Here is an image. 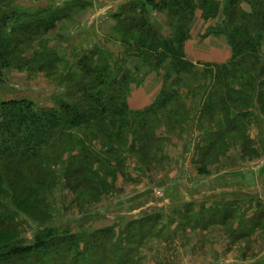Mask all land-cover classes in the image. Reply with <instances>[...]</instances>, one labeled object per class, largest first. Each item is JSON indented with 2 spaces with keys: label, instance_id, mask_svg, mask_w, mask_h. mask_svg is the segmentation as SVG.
<instances>
[{
  "label": "trees",
  "instance_id": "trees-1",
  "mask_svg": "<svg viewBox=\"0 0 264 264\" xmlns=\"http://www.w3.org/2000/svg\"><path fill=\"white\" fill-rule=\"evenodd\" d=\"M17 1L0 4V83L6 71L19 70L43 74L63 92L51 97V107L28 99L0 101V236H15L0 245V264H138L137 252L148 238L172 237L163 235L165 227L157 230V216L129 221L121 230L112 224L72 231L53 224L49 197L59 179L76 192L107 193L106 179L127 175V156L143 169L138 153L160 149L163 142L150 121L181 102L180 86L188 77L208 81L202 115L219 128L205 151L226 134H239L252 147L246 129L264 120V0H124L109 14L117 37L112 42L120 48L112 49L106 39L70 59L59 58L42 40L75 10L84 11L86 1L36 10ZM198 11L204 22L222 14V23L209 26L201 38L223 37L231 50L227 63L202 64V73L184 52ZM154 13L165 15V25ZM39 41L41 49L29 58ZM131 59L137 60L133 72L127 68ZM142 73L161 77V90L149 107L132 111L130 87L142 85L136 78ZM239 207L237 200L199 212L186 205L176 214L179 230L238 223L230 232L238 240L264 228V207L248 219ZM33 215L48 226L26 242L17 221Z\"/></svg>",
  "mask_w": 264,
  "mask_h": 264
},
{
  "label": "rangeland",
  "instance_id": "rangeland-1",
  "mask_svg": "<svg viewBox=\"0 0 264 264\" xmlns=\"http://www.w3.org/2000/svg\"><path fill=\"white\" fill-rule=\"evenodd\" d=\"M8 1L0 0V4ZM67 1L18 0L17 3L25 9L36 10L50 4L60 8ZM84 1V11L75 10L71 19L59 22L42 40V45L59 58L80 56L96 44H104L106 39H111L108 45L112 49L120 48L118 42H112L117 37L111 33L114 23L109 14L124 0ZM153 17L165 25V15L154 13ZM40 41L28 52L29 58L41 49ZM136 61L131 59L127 64L132 72ZM196 65L195 71L202 73L203 65ZM136 78L143 81L145 74H138ZM157 78L161 90V77ZM206 83L208 81L200 77H188L183 81L181 102L150 121L156 126V136L163 140L161 148L138 153L143 169L127 156V175L118 174L106 179L110 186L107 193L76 192L59 179L60 186L49 197L53 224L67 226L72 231L80 227L90 231L114 224L121 230L129 221L157 216V230L165 227L168 230L163 235L171 234L172 237L170 241L163 236L148 238L137 252L138 264H264V228L238 240L230 236L231 229L238 223L179 230L176 214L183 212L186 205H192L194 211L199 212L201 208L209 209L237 200L240 213L244 211L247 219L258 206L264 207V120L252 122L246 129L252 147L244 145L241 135L226 134L214 150L206 152L207 138L219 131L215 121L203 119V106L210 92ZM133 87L136 86L132 85L130 89ZM62 92L63 89L43 74L33 76L26 71H6L0 83V101L28 99L39 107H51V97ZM132 130L127 135L129 147L134 138ZM34 218L37 217L22 216L17 221L18 233L26 242L48 226L45 221L38 223L39 219ZM14 237L12 234L1 235L0 245Z\"/></svg>",
  "mask_w": 264,
  "mask_h": 264
},
{
  "label": "crops",
  "instance_id": "crops-1",
  "mask_svg": "<svg viewBox=\"0 0 264 264\" xmlns=\"http://www.w3.org/2000/svg\"><path fill=\"white\" fill-rule=\"evenodd\" d=\"M222 21L223 16L221 13L216 20L210 22H204L201 19V12L198 11L196 13L190 32V39L184 46V52L188 61L194 65H202L225 64L230 60L231 50L223 37L201 38L209 26L220 24ZM158 81L159 79L155 74H146L141 85L142 87L140 86L138 89L133 87L131 89L128 99L129 108L132 110H140L151 104L160 91L161 82L159 83Z\"/></svg>",
  "mask_w": 264,
  "mask_h": 264
}]
</instances>
